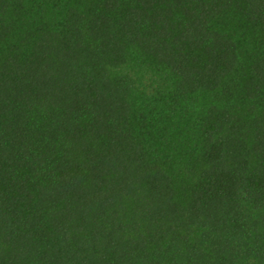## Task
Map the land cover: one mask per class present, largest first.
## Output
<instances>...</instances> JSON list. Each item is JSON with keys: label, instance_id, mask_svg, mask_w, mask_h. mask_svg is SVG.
<instances>
[{"label": "trees", "instance_id": "obj_1", "mask_svg": "<svg viewBox=\"0 0 264 264\" xmlns=\"http://www.w3.org/2000/svg\"><path fill=\"white\" fill-rule=\"evenodd\" d=\"M0 264H264V0H0Z\"/></svg>", "mask_w": 264, "mask_h": 264}]
</instances>
